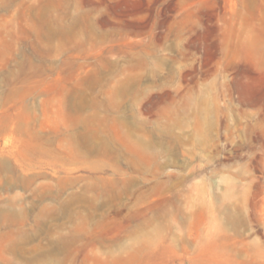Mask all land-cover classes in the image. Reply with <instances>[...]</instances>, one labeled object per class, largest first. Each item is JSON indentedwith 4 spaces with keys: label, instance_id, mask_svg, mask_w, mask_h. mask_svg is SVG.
Returning <instances> with one entry per match:
<instances>
[{
    "label": "rangeland",
    "instance_id": "rangeland-1",
    "mask_svg": "<svg viewBox=\"0 0 264 264\" xmlns=\"http://www.w3.org/2000/svg\"><path fill=\"white\" fill-rule=\"evenodd\" d=\"M0 264H264V0H0Z\"/></svg>",
    "mask_w": 264,
    "mask_h": 264
}]
</instances>
